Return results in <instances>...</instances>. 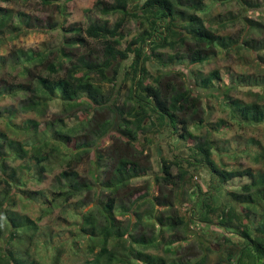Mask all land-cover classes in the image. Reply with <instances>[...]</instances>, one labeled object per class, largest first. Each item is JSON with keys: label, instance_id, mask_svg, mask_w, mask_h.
Listing matches in <instances>:
<instances>
[{"label": "trees", "instance_id": "16d2710c", "mask_svg": "<svg viewBox=\"0 0 264 264\" xmlns=\"http://www.w3.org/2000/svg\"><path fill=\"white\" fill-rule=\"evenodd\" d=\"M54 1L43 0L42 3L49 5ZM237 1L242 4V9L230 18V23L235 25L242 21L243 26L234 34L218 30L226 27L228 18L218 15L217 22L216 17L206 18L200 14L208 9L205 0H96L89 8L97 17L85 27L74 24L65 27L58 21L46 22L21 10L14 12L11 8L0 7V46L23 31L60 28L63 32L59 44L37 49L18 47L8 56H0V69L8 65L17 70L16 79L20 76L28 79L9 82L0 75V98L5 94L29 93L20 107L5 109L8 111L7 124L14 127V133L21 130L12 121L19 108L23 113L35 111L44 115L48 103L56 98L64 99L63 104L68 107L71 100L83 98L89 103L88 107L108 108L113 113L104 121H98L93 114L87 122L74 125L76 127L68 125L63 118L57 122L48 121L44 132L49 133V140L38 137L42 130L31 118L23 129L31 131L26 139L34 137L35 141L21 140L18 134L11 136L8 131L0 130V164L3 168L0 172V264H49L30 254L31 246L23 243L24 238L29 242L34 240L39 226L34 219L18 215L11 208V197L25 180L16 178L13 168L11 173L5 174L7 159L25 157L26 147L31 145L41 171H45L48 166L44 162L49 155L41 154V148L52 143V150H57L59 142L71 143L80 135V130L85 131L86 139L74 142L73 149L64 153L68 170L60 173L59 178L64 184L57 190L56 202L49 199L52 207L58 201L70 204L73 197L91 188L90 184L80 181V174L75 169L77 163L72 162L81 160L83 152H91V147L98 146L100 139L115 135L125 137V144L132 147V153L114 157L99 154L101 161L113 162L110 176L102 183L98 181L107 190L106 198L91 202L93 205L89 209L74 215L75 221L67 226L66 244L54 240L56 235L52 232L50 238L42 241L52 250L56 264L63 263L62 248L73 254L72 264H203L207 252L213 249L209 245L204 247L203 258L195 262L186 256L178 257L175 262L169 256L154 252L162 246L165 253L178 254L186 239V234H180V231H189L194 236L197 232L191 227L199 222L222 229L224 236L218 240V245L225 248L214 264H264V168H229L223 162V156L236 158L238 149L219 147L211 134L195 131L199 125L208 126V118L199 113L204 99L201 90L209 94L214 92L215 82L221 80L219 69L208 74L195 73L194 85L164 81L172 73V67L183 64L186 58L192 64L220 55L229 57L232 53H242L245 57L247 53L252 54L250 62L256 67L255 73L239 74L225 86L226 92H219L218 96L223 99L222 105L231 121L264 127V3ZM58 8L61 12L66 11L65 5ZM249 11L259 14L252 17L248 15ZM115 14L118 16L111 24ZM130 21L138 24L139 31L127 40L126 26ZM154 65L158 69H170L160 70L155 76L151 72ZM120 77L124 82L120 84H129L122 103L118 98L119 90L116 94H107L102 86L109 82L115 90ZM251 78H255L253 81L262 89L261 92L250 91L257 99L244 100L231 95L232 89ZM32 132L34 136L30 135ZM165 137L169 148L179 153L170 158L162 154L163 148L159 147L161 157L155 179L159 187L177 188L178 191L154 194L147 182L144 186L131 187L132 180L152 175L147 148L155 143L154 139ZM247 141L248 147L241 151L243 157L264 165V144L254 137ZM96 163L100 165L99 161ZM103 165L107 168V163ZM198 168L212 177L213 188L234 179L247 181L226 192L230 201L228 207L221 209L214 205L216 195L210 192L208 197L198 198L191 213L184 216L173 210L174 202L183 200L186 183L193 181ZM90 200L84 199L86 206ZM157 206L167 208L157 212ZM165 211L171 213L166 215ZM119 216H128V219ZM104 219L107 220L105 225ZM165 231L170 232V237L166 238ZM174 235L176 237L172 238Z\"/></svg>", "mask_w": 264, "mask_h": 264}, {"label": "rangeland", "instance_id": "374dc122", "mask_svg": "<svg viewBox=\"0 0 264 264\" xmlns=\"http://www.w3.org/2000/svg\"><path fill=\"white\" fill-rule=\"evenodd\" d=\"M105 1L112 2L114 0ZM255 1L264 3V0ZM42 2L43 0H8L5 2L0 1V7L11 8L14 10V12L21 10L30 13L35 17L44 19L46 22L58 21L65 27H69L73 24L85 27L97 17V14L89 8L94 5L96 0H55L49 5L43 4ZM205 2L208 5V9L205 12H200V14H202L204 17H216L217 22H219L218 15L228 18V22L225 23L226 27H219L218 29L221 33L234 34L237 33L238 29L243 26L242 21L235 25L230 23V18L235 17V15H237L242 9V4L237 0H228L226 2H222V0H205ZM135 3L133 5H135ZM61 5L66 6L65 12H61L58 8V6ZM258 14L259 13L256 11H249L248 13V15L252 17H257ZM117 16L118 14H115L111 17V24L114 18ZM126 27V39L128 38L127 40H130L135 34L138 33L139 26L135 21H130ZM15 32L16 31H14L12 34ZM62 34L63 32L60 28L56 30L32 29L29 31H23L18 35V37L14 39L8 38L0 46V56H8L13 49L18 47L37 49L59 44L62 40ZM240 54L243 55L242 53ZM247 54L248 55H245V57L238 55L237 53H232L229 57L220 55L215 59L192 64H190L189 59L186 58L183 64L172 67V73L165 77L164 81L172 80L179 83L191 82L194 85V82L196 83L195 73L198 72L208 74L211 70L218 68L220 71L221 80L215 82V94L214 92H212V94L205 93L201 90L202 94L204 95V99L202 100L199 113L202 117L208 118V126L205 125L204 127L199 125L197 128H195V131L207 132V134H211L219 147L231 146L233 149H238L236 158H232L230 155L226 154L223 156V162L227 164L229 168L251 166L257 170L258 167L264 168V165L257 164L250 158L243 157L245 155H243L241 151L248 147L247 140L251 137L260 140L262 144H264V127L260 124L240 125L236 121H231L229 114L222 105L223 99L218 96L219 92H226L225 86H228L239 74L255 73L256 67H254L250 62V60H252V54ZM169 69L170 68L168 67L158 69V66L154 65L151 72H153L156 76L160 74L162 70ZM0 75L9 82L16 80H28L26 77L24 78L21 76L16 79L17 70H13L8 65L0 69ZM189 75L191 77H189ZM254 79L255 78H251L246 82L244 81L237 85L236 89L231 90V95L240 97L244 100L257 99V96L251 94L250 91L261 92L262 89L259 85L255 84L253 81ZM118 82L119 85H117L115 90L111 89L112 84L109 82H104L102 86L107 94H112L114 92L116 94L119 90L118 98H120V103H122L125 99V93L128 91L127 86L129 84H120L124 83L121 77L119 78ZM28 96V92H21L18 95L5 94L2 98H0V130L8 131L9 135L11 136H16V134H18L21 140L35 141L34 137L26 139L27 134L31 131L27 132L23 129L30 118L35 119L38 122L37 127L42 130L38 137L43 136L45 139L49 140V133L46 134L44 132L45 123L48 121L57 122L63 118L68 123V125L76 127L74 125L79 124V122H87L88 118L93 116V114L95 115V119L98 121H104L106 119H110L113 116V113L108 108L96 109V107H88L89 103L83 98L80 99L79 97H76L74 100H71L69 103V105H71L70 107L63 104L64 99L56 98L48 103L45 108L44 115H39L35 111L23 113L19 108L12 121H14L17 126L21 127V130L18 133H14V127L7 124L9 121L7 115L8 111L5 109L8 107H20L22 102H25ZM200 115L196 116V118ZM208 127L211 130L208 129ZM80 131V135H77L71 143L59 142V148L57 150H52V143H50L47 147L45 146L41 148V154L49 155L48 159L44 162V164L48 166L47 170L45 171H41L40 165L35 157V149H33L31 145L26 147L28 152L25 157L17 158L15 160L9 157L6 161L7 171L5 174L11 173L13 168L16 170V178L25 180V183L19 186L18 190H16V194L11 197V200H13L11 203L12 210L16 211L18 215H24L34 219L39 226V232L35 236L34 240L32 239L29 242L28 238H24L23 243L30 245V254L33 253L37 258L41 257L44 260V263L46 260V262L49 264H56L53 261L52 250L42 244V241L51 237L50 232L56 235L54 240H61L66 244L65 240L68 239L65 237V235L69 232L66 231L67 226L70 222L75 221L76 218H74V215H80L82 211L89 209L93 205L91 202H100V199L102 200L106 198L107 190L103 189V187L100 185L103 180L110 176L109 172L112 170L113 162L109 160L101 161L98 159L99 154L107 157L108 155H112L114 157L120 156L121 154L130 155L132 153V147L125 144V137H117V135H115L100 139L98 146L91 147V152H83V157L81 160H78V162H72V164L77 163L75 165V169L80 174V181H85L87 184H90L91 188L84 189L80 195L73 197L70 204L67 202L65 203L58 201L57 205L52 207L48 203L49 199L52 198L54 201L55 197L57 196L58 188L64 184V180H60L59 178L60 173L64 170H68L67 159H65L64 153L70 152L73 149L74 142H79L83 139H86L85 131ZM30 135L34 136L33 132ZM154 140L155 143L150 145L146 151L150 154L152 163L151 166L153 167L152 175L138 177L132 180L130 186H144L147 182L154 194H160V191L170 194L176 193L178 191L177 188L169 187V189H165L159 187L155 179V174L159 171V159L161 157V151L159 150V147H161V150L163 148L162 154L164 153L165 156L170 158L173 157L174 154L179 153V151H173L172 148H169L168 139L166 137L162 140ZM53 141L57 142L56 140ZM254 148L256 149L257 146H254ZM184 156H187V154ZM215 158L218 162H220L218 155H215ZM98 161L100 162V165L96 163ZM104 162L107 163V168L104 167ZM2 169V165L0 164V172ZM194 175L193 181L186 183V193L185 196L182 197L183 200L180 202L175 201L173 206V210H178V212L184 216H188L191 213V208L195 205V202L198 198L201 196L208 197V193L210 192H214L216 195V199L213 201L214 205L220 207L221 209L228 207L229 205L227 204H229L230 201L228 196H226V192L233 188H239L242 182L247 181L246 179H243L242 181L240 179H234L228 184H222L219 187L213 188L211 181L212 177L204 170H200V168H198L194 172ZM200 187L203 189V192ZM34 191L41 193L35 194ZM123 192H125V190H123ZM142 192H145V190ZM29 197H33V199ZM85 198L86 200L89 198L91 199L90 202H87V206L84 201ZM127 198L128 197H126V199ZM82 201H84V206ZM162 208L167 207L157 206L156 211L160 212ZM168 213H171V211H165L166 215H168ZM119 218L128 219V216H119ZM106 223L107 220L104 219V225ZM205 224L206 223L204 222H199L198 225H192L191 228H194L197 232L194 236L189 231H180V234H186V239L182 242V247L180 248L178 254L172 255L170 253H165V250L162 246L160 247L161 249L159 251L154 252L160 253L164 256H169L171 257V260H174L175 262H178V257L185 256L190 258L191 262H195L197 260L200 261L201 258H203L205 253L204 247L209 245L213 249L207 252V258L203 264H214L215 261L221 258L225 248L224 246L220 247L218 245V240L223 238L224 235L220 227H217L214 224ZM175 233L179 234V230H176ZM165 236L166 238L170 237V232L165 231ZM174 237H176V235H174L172 238ZM199 240L201 245H199ZM61 257L63 262L62 264H72L74 261L73 254L64 248H62Z\"/></svg>", "mask_w": 264, "mask_h": 264}]
</instances>
